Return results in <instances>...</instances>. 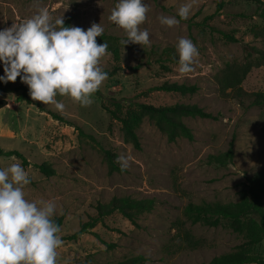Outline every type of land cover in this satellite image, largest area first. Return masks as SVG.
Masks as SVG:
<instances>
[{
  "label": "rangeland",
  "instance_id": "obj_1",
  "mask_svg": "<svg viewBox=\"0 0 264 264\" xmlns=\"http://www.w3.org/2000/svg\"><path fill=\"white\" fill-rule=\"evenodd\" d=\"M117 0H0V29L22 22L39 8H46L54 21L62 16L70 26L87 29L99 23L103 33L125 39L124 31L108 20ZM149 7L146 20L149 44L121 45L119 61L111 54L100 58L102 69L123 66L99 86L101 95H92V103L81 106L69 97L57 95L65 107L58 111L51 104L16 100L17 92L0 91L6 99L0 108V148L18 150L16 155H1L0 168L19 162L30 183L24 186L29 200L48 199L56 203L54 217L59 224L63 244L57 249V264H113L133 255L145 257L142 264H200L212 256L228 252L241 241L240 235L223 225L209 227L191 224L182 210L188 201L236 200L246 178L264 167V110L258 106H241L234 98L217 90L215 74L226 61H240L244 45H262L253 38L252 27H264V20L253 15L254 6L245 0H143ZM218 2L219 12L206 20L211 26L229 30L240 40L225 42L221 36L201 24ZM182 3H190L187 19L175 26L161 25L157 17L176 16ZM179 37L192 40L199 51L193 70L180 73L175 44ZM165 47H172L168 54ZM161 64L167 65L169 70ZM0 75L3 67L0 65ZM195 83L193 94L151 90L163 80ZM5 84V83H4ZM246 91L264 92V67L252 68L241 82ZM227 91V90H226ZM137 102L154 105L174 102L196 103L216 115L215 119L184 117L193 139L177 137L168 141L147 118L135 126L140 147L123 140L120 121L110 115L130 117ZM57 116H54V114ZM79 126L101 145L129 160L123 171H108L102 154L89 138L78 135ZM233 141L234 156L220 166L206 162L208 154L225 150ZM47 162L53 173L46 175L35 163ZM128 195L152 198L153 206L142 212L136 223L114 211L92 228L97 236L83 233L76 239H63L95 213L97 201ZM264 206V195L262 197ZM199 244L190 247L185 234ZM110 243V245H106ZM263 253L264 241L251 247Z\"/></svg>",
  "mask_w": 264,
  "mask_h": 264
},
{
  "label": "clouds",
  "instance_id": "obj_2",
  "mask_svg": "<svg viewBox=\"0 0 264 264\" xmlns=\"http://www.w3.org/2000/svg\"><path fill=\"white\" fill-rule=\"evenodd\" d=\"M190 3H182L176 16L157 17L161 25L175 26L187 19ZM149 7L143 0H117L108 20L121 28L126 38L120 43L149 44L146 20ZM99 23L87 29L64 26L62 16L52 20L46 8H39L22 22L0 29V83L20 82L28 88L33 101L51 104L58 111L65 105L57 95L69 97L81 106L92 103V95L107 79L108 73L99 66L108 44L97 43L103 34ZM180 73L193 70L194 58L199 55L196 45L186 37L175 44ZM121 171L129 167L124 155L116 157ZM30 183L26 170L19 162L0 168V264H57V249L63 241L59 225L53 219L56 203L53 200H29L24 186Z\"/></svg>",
  "mask_w": 264,
  "mask_h": 264
},
{
  "label": "trees",
  "instance_id": "obj_3",
  "mask_svg": "<svg viewBox=\"0 0 264 264\" xmlns=\"http://www.w3.org/2000/svg\"><path fill=\"white\" fill-rule=\"evenodd\" d=\"M254 6L253 15L264 20V0H245ZM222 7V2H218L214 12L203 16L201 24H205L210 31L218 33L225 42H236L240 39L229 30L214 27L206 23V20L211 15L219 12ZM64 26H70V19H64ZM253 38H258L262 45L260 47L254 45H244V55L240 61L229 60L215 74V82L217 90L234 98L241 106H258L264 110V92L261 90L246 91L241 86L242 80L247 73L255 67H264V27L250 29ZM121 37L103 33L96 37V42L108 44V51L114 61H119V47ZM168 54L173 53L172 47H165ZM165 69L169 70L168 66L161 64ZM121 65H114L111 68L102 69L105 72L114 74L117 70L122 69ZM151 90H161L166 92H175L180 95L193 94L197 91L198 86L195 83L187 84L178 81H169L167 79L159 84L149 87ZM227 90V91H226ZM0 91L17 92L16 100L32 103V100L27 95L26 85L20 82L17 77L14 82L0 83ZM97 96L101 95L100 89L94 93ZM6 99L0 98V108L5 106ZM137 110L130 117H118L110 112L112 117H116L120 121V128L123 140L129 142L134 148L140 147V140L136 133L135 126L142 119L147 118L155 127L165 134L168 141H173L177 137H185L189 140L193 139V134L188 125L183 121L184 117H200L215 119L216 115L206 111L196 103L174 102L171 104L154 105L151 103L137 102ZM54 116L57 114L53 113ZM78 135L89 138L90 141L97 146V149L102 154L107 163L108 171H121L119 164L116 162V153L108 148H105L91 134L85 133L79 126ZM0 154L9 156L16 155L22 158V164L26 162L23 155L15 149H2ZM234 156L233 141H229L225 150L217 153L208 154L206 162L224 166L230 163ZM35 166L40 172L49 175L53 173V168L47 162L35 163ZM264 195V167L255 171L246 178V182L239 190V196L236 200L228 202L220 201H205L192 202L188 201L182 210L185 218L191 223H199L209 227L219 225L226 226L230 231L240 235L241 241L234 247L233 250L223 252L211 257L205 263L200 264H264V252H251V247L264 241V206L262 197ZM152 198H135L128 195L112 196L107 201H97L94 208L95 213L88 219L79 224L78 228L66 235L63 239H76L83 233H91L97 236L93 231V227L98 221H101L105 216L114 211L119 212L123 217L132 223H136V218L144 211H148L153 206ZM59 225L61 217H53ZM186 244L190 247H195L199 244L198 239H194L190 234L184 236ZM110 245V243H106ZM145 257L141 254L133 255L128 258L117 261L113 264H142Z\"/></svg>",
  "mask_w": 264,
  "mask_h": 264
}]
</instances>
